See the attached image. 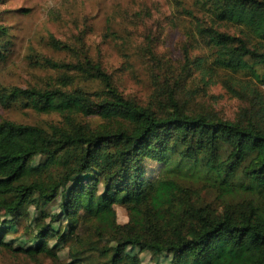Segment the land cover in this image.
<instances>
[{"label": "trees", "instance_id": "16d2710c", "mask_svg": "<svg viewBox=\"0 0 264 264\" xmlns=\"http://www.w3.org/2000/svg\"><path fill=\"white\" fill-rule=\"evenodd\" d=\"M196 1L212 22L188 10L196 16L192 33L213 49L212 63L233 78L244 73L260 81L264 0ZM222 21L238 25L241 34L216 26ZM4 31L0 25V36ZM4 45L0 41V57ZM184 59L180 72L164 68L156 74L150 104L126 96L102 62L86 55L76 62L45 58L61 73L62 85L11 87L9 92L31 108L66 115L62 124L49 127L0 120L5 214L37 205L42 223L36 235L66 243L72 259L66 264H143V250L172 253L170 264H264V96L251 88L253 99L234 118L195 107L186 92L193 73L187 48ZM231 79L225 86L248 97L240 78L239 83ZM81 80L99 81L101 87L90 92ZM73 113L100 116L103 122L93 126ZM37 155L43 158L33 165ZM68 188L73 195L65 197L62 214L67 229L55 231L52 223L61 214L46 220L42 202L56 200ZM117 204L128 211L126 223L118 220ZM17 248L60 258L59 248L46 241Z\"/></svg>", "mask_w": 264, "mask_h": 264}, {"label": "rangeland", "instance_id": "374dc122", "mask_svg": "<svg viewBox=\"0 0 264 264\" xmlns=\"http://www.w3.org/2000/svg\"><path fill=\"white\" fill-rule=\"evenodd\" d=\"M56 5L50 8L48 0H0V25L7 28L0 36V41L5 44L0 57V93L5 94L0 99V120L45 127L57 122L62 124L66 112L37 111L21 96L9 92L14 86L62 85L58 79L61 73L45 64L47 57L76 62L86 55L99 60L126 96L141 104H150L156 89V74L165 73L164 68L180 72L187 48L193 73L187 78L186 92L192 96L190 103L193 106L213 108L223 116L234 118L241 106L253 99L251 88H257L264 96V77L258 81L244 73L238 75L250 90L246 98L225 86V80L232 78L239 83V79L233 78L228 70L215 66L213 49L194 39L192 29L196 16L188 10L212 22L201 6L199 10L196 0H56ZM216 26L241 34L240 27L232 22L222 21ZM69 71L70 74L74 72ZM81 81L83 88L90 92L101 87L99 81ZM72 115L75 120L93 126L103 122L100 116ZM42 158L37 155L31 163L36 165ZM153 165L155 168L157 164ZM72 195L73 191L70 193L68 188L56 200L42 202L41 209L48 213L46 220L50 219V214H61L52 223L55 231L67 229V218L62 214L66 210L65 197ZM116 208L119 222L126 223L129 220L126 207L117 204ZM40 218L35 204L10 216L0 205V239L8 242L0 243V264L71 262L66 243L37 237L36 231L42 223ZM44 241L59 248L60 258L30 255L17 248ZM127 250L131 253L140 251L139 247H128ZM140 256L143 264H170L172 260V253L167 251L155 255L150 250H143Z\"/></svg>", "mask_w": 264, "mask_h": 264}, {"label": "clouds", "instance_id": "9594fccd", "mask_svg": "<svg viewBox=\"0 0 264 264\" xmlns=\"http://www.w3.org/2000/svg\"><path fill=\"white\" fill-rule=\"evenodd\" d=\"M48 5H49L50 8L57 6L56 5V0H48Z\"/></svg>", "mask_w": 264, "mask_h": 264}]
</instances>
